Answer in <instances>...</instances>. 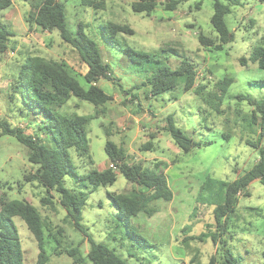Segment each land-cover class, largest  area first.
<instances>
[{"label":"rangeland","instance_id":"1","mask_svg":"<svg viewBox=\"0 0 264 264\" xmlns=\"http://www.w3.org/2000/svg\"><path fill=\"white\" fill-rule=\"evenodd\" d=\"M134 1L104 0V8L94 10L83 6L82 0H60L70 31L76 34L78 25L83 27L84 33L100 47L103 62L109 65L120 85L106 80L98 83L112 101L106 104L105 114L87 126L93 164H81L73 153L71 158L80 174L103 170L107 161L104 146L109 140L126 150L130 163L142 166L159 163L173 199L154 201L147 207L154 210L151 216L140 213L131 219L134 231L152 246L150 248L139 246L119 225L109 194L139 191L120 175L113 185L87 193L81 223L95 242L114 249L127 264H181L187 261L185 249L178 244L183 237L210 234L214 225L213 207L197 200L201 183L206 177L233 181L258 160V151L247 145L260 137L258 125L252 124L253 107L239 97L264 101V85L252 84L264 80V70L251 63L243 68L238 60L247 57L251 48L260 44L264 37V0H241L239 6L233 7L232 13L225 17L233 41L218 52L202 48L197 41L200 33L215 37L210 26V0H189L174 12L158 7L149 16L134 14L130 8ZM17 3L23 9L25 4ZM109 22L126 24L134 33L117 35L109 42L100 28ZM16 27L10 28L13 35L6 49L0 52V119L7 120L13 127L23 128L27 134L41 137L40 118L20 113L21 103L12 91L20 66L28 57L62 61L84 87L86 68L77 54L63 44L57 31L25 37L15 30ZM127 48L150 53L173 69L182 59L192 61L197 71L195 87L200 93L185 92L183 85L178 84L161 97L148 99L146 88L135 89L146 70L128 61L123 53ZM225 79H232L233 83L225 86L222 83ZM95 111L91 104L71 97L58 110V115L88 116ZM169 115L194 141H210L211 144L184 154L163 130ZM104 129L110 132L109 137L105 136ZM149 136L154 137L152 147L144 151L142 146L149 141ZM260 139V147L264 148V136ZM34 169L27 160L26 148L13 137H0V199H25L36 207L44 225V250L48 256L45 264H72L69 257L58 253L78 246L85 254L89 245L65 217L56 195L54 208H44L40 204V199L45 197L44 190L35 183H24V176ZM64 185L75 192H83V188L69 177L64 178ZM248 193L249 196L238 198V208L229 224V232L234 237L232 240L226 237L227 245L240 264H264V219L257 217L255 212L257 208L264 211V185L255 180L249 185ZM12 221L18 231L23 263L36 264L39 250L33 236L21 219L15 217ZM186 225L189 230L182 232ZM55 240L60 242L57 248ZM191 248L200 251L202 263H206L215 251L210 241L192 242Z\"/></svg>","mask_w":264,"mask_h":264},{"label":"trees","instance_id":"2","mask_svg":"<svg viewBox=\"0 0 264 264\" xmlns=\"http://www.w3.org/2000/svg\"><path fill=\"white\" fill-rule=\"evenodd\" d=\"M13 1L27 2L31 12L25 17L29 30L32 27L42 32L52 33L57 31L60 40L75 52L79 61L86 70L83 79L86 86H81L62 61L46 60L40 57H28L20 66L12 83V91L17 95L20 103V113L34 115L40 118L43 124L41 137L25 133L23 128L13 127L7 120L0 119V137L9 136L27 149V160L34 171L25 175L24 183H35L44 190L45 197L40 199L42 207L54 208L53 199L56 195L57 204L66 213L65 217L71 222L72 227L86 239L89 249L82 254L79 247L65 248L58 254H63L72 260V264H127L121 259L114 249L102 243L95 242L82 225V210L86 205L87 193H92L100 187L113 185L117 177L122 176L130 185L139 191L129 193L109 194L113 208L117 212L119 225L126 229L127 234L141 247H152L147 241L134 231L131 219L140 213L151 216L153 209H147L154 201L170 202L173 192L168 179L156 163L151 166L130 163L126 150L111 141H106L104 151L107 164L103 170H90L85 174L78 172L71 158L73 153L81 164L92 165L87 126L90 121L97 119L106 112L105 106L112 101L99 86L101 80H106L120 87L107 63L103 62L98 44L90 39L78 25L76 34L67 26L64 6L58 0H0V13L8 10ZM189 0H136L130 8L134 14L149 16L156 8L162 7L166 12H174L178 7ZM212 15L210 26L215 34L214 38L206 37L200 33L197 37L202 48L222 51L226 45L233 41V36L225 21V17L232 13L241 0H210ZM82 5L94 10L104 8V0H82ZM102 36L113 42L117 35H133V30L126 24L109 22L101 27ZM13 35L7 25L0 22V52L6 49V43ZM124 55L133 64L145 68L146 75L135 89L146 88V97L156 99L172 91L178 84L183 85L185 92L200 93L196 86L197 71L195 64L187 59L179 61L176 68L160 63L152 54L147 52L125 49ZM241 67L248 63L255 64L264 70V37L260 44L253 46L247 57L238 60ZM151 65H154L151 67ZM225 86L233 83L232 79L222 81ZM254 85H264V80L252 82ZM91 104L95 110L88 116L62 117L58 110L71 98ZM135 99V95H132ZM247 100L253 107L252 124H257L260 137L257 142H247V145L258 151L257 162L241 176L233 181H224L206 177L199 187L197 200L199 203L213 207L214 225L210 234L198 236H185L178 243L186 251L187 264H240L233 256L227 245L226 237L233 239L234 234L229 232L231 218L238 208L239 196H249V185L258 180L264 185V148L260 147V138L264 136V101H254L246 96L239 97ZM164 132L171 138L174 145L184 154L195 149L207 147L208 142H196L187 136L175 123L174 117L166 118ZM105 136L110 132L106 129ZM44 137V138H43ZM142 146V150L149 151L152 147L153 136ZM86 162V163H85ZM112 164L116 170L109 168ZM69 177L75 184L83 188V192L67 189L64 178ZM56 204V203H55ZM256 216L264 219V211L255 209ZM21 219L28 231L33 236L39 250L36 264H45L48 256L45 253V232L42 218L29 201L0 199V264H24L23 251L18 231L12 218ZM189 226L182 228L187 232ZM210 241L214 254L210 255L206 263L200 261V251L191 248L192 242L206 243ZM56 248L60 242L55 240ZM132 257V255H129ZM264 257V252H263Z\"/></svg>","mask_w":264,"mask_h":264},{"label":"crops","instance_id":"3","mask_svg":"<svg viewBox=\"0 0 264 264\" xmlns=\"http://www.w3.org/2000/svg\"><path fill=\"white\" fill-rule=\"evenodd\" d=\"M58 1L60 2V0ZM17 2L18 1H13L12 6L8 10H5L0 13V22L5 25L9 24L7 26L9 27L8 28L9 31H11L10 28L14 29V27L17 26L15 30L18 29V33L20 35H25V37H31V35L35 33L42 32L36 27H32V29L29 30L28 25L25 23V17L31 12L32 10L31 6L27 2H23L25 5H23V9H20ZM26 5L28 7H26ZM43 33L51 34L48 32H43ZM106 164H107V161L105 163V167H106ZM181 264H187V261L183 260Z\"/></svg>","mask_w":264,"mask_h":264},{"label":"built area","instance_id":"4","mask_svg":"<svg viewBox=\"0 0 264 264\" xmlns=\"http://www.w3.org/2000/svg\"><path fill=\"white\" fill-rule=\"evenodd\" d=\"M109 168H112V169L116 170V167L113 166L112 164L109 165Z\"/></svg>","mask_w":264,"mask_h":264}]
</instances>
